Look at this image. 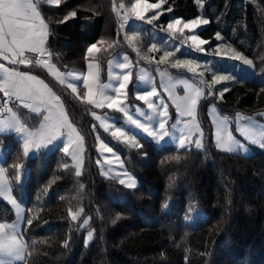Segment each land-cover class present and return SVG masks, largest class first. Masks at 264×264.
Masks as SVG:
<instances>
[{
  "label": "trees",
  "instance_id": "16d2710c",
  "mask_svg": "<svg viewBox=\"0 0 264 264\" xmlns=\"http://www.w3.org/2000/svg\"><path fill=\"white\" fill-rule=\"evenodd\" d=\"M203 3L200 8L195 0H167L163 9L170 7L171 14L183 19H209L198 35L213 40L219 33L228 45L253 59L255 76L236 80L223 98L214 94L200 103L202 151L156 147L147 140L141 141L142 148H131L109 139L125 169L137 179L132 190L99 172L95 135H108L94 126L92 105L77 98L84 96V89L74 94L35 65L27 67L64 102L84 138V164L77 176L60 146L25 157L14 134L0 133L2 167L12 193L23 205L25 217L36 216L31 226L24 221L26 242L35 241V245L29 249L32 255L20 264H264V149H255L247 157L216 150L206 115L211 104L229 117L257 116L264 110V81H260L264 77V0ZM106 5L112 11L113 0L41 5L49 24V62L58 70H86V49L99 38ZM71 11L76 17L61 22ZM169 18L165 13L161 21ZM119 39L116 32L112 47L98 53L101 77L108 60L124 50ZM18 113L30 129L37 128L39 116ZM16 164L23 165L21 183L15 180ZM69 209L83 211L73 221ZM14 217L11 207L0 199V223ZM89 231L93 236L85 243Z\"/></svg>",
  "mask_w": 264,
  "mask_h": 264
},
{
  "label": "snow or ice",
  "instance_id": "6c2138e0",
  "mask_svg": "<svg viewBox=\"0 0 264 264\" xmlns=\"http://www.w3.org/2000/svg\"><path fill=\"white\" fill-rule=\"evenodd\" d=\"M61 0H0V59L7 61L12 67L0 63V93L6 98L2 107L0 115L7 118L0 119V132L6 130H14L23 135V154L25 157L29 155L30 150L40 149L49 144H52L57 138L64 136L66 142L64 143L61 151L65 155H70L75 161L76 175H81L83 167V152H84V138L74 126L69 118V113L65 109L64 102L44 80L39 79L37 76L32 75L29 71L19 70V65L36 64L42 68H47L51 75H53L61 84L66 82L64 74L59 72L54 65L49 63L51 53L48 52L46 44L49 37V24L45 21L42 15L41 5L49 4L59 6ZM167 0H157L156 3H149L148 0H134L130 4L124 3L116 4L113 0L112 11L120 23V28L123 29L125 24L131 17L143 21L145 20L146 13L155 10L154 15L148 18L147 22L152 24L153 21L159 19L163 14V5ZM196 5L200 8L204 7L203 0H195ZM168 12L172 8L167 9ZM76 12H69L61 22H66L68 19L75 18ZM209 19L197 16L193 19L184 20L183 18H172L167 23V31L173 36L177 33L180 36L184 35L185 30L195 33V31L202 26L208 25ZM139 32H132L130 35H125V40L130 47H133L137 55L149 63L154 61V57L148 55L141 56L140 50L135 48ZM218 41L221 40L219 33L215 37ZM190 42V46L198 52H205L203 47L209 44L210 41L202 39L200 35L192 34L185 38L184 43ZM107 41L101 40L100 45L106 44ZM108 47H112L108 44ZM107 51L98 47L97 43H92L86 49L84 59L87 61L86 73H67V76L72 77L74 80L83 81V87L86 92L83 97L77 96L89 105H93L96 109H109L122 113L125 122L134 126L136 129L141 130L146 137L151 138L152 141L157 143L164 141L166 137H170L173 141H178L179 148L185 149L192 143L193 136H199L195 140V147L201 149L204 147L202 143L203 131L200 124L197 122V106L202 99L213 97L212 88L215 85L221 84L224 81L236 80L233 75L218 74L217 70L210 67L209 62L203 63L205 71L212 72L211 82L208 83L204 79L205 71H199L201 63L196 59L176 58L171 62L172 69H185L187 72L192 73L196 82L190 81L186 78H176L168 71L167 68L161 70L159 65L168 64L169 59L175 56L173 51H164L158 61H154L157 65V72L160 76V86L167 92L169 99L175 107L177 120L171 125V130L168 126L169 111L168 106L164 104L161 99L160 104L156 105L152 102L153 97L158 96L155 80L152 76L141 71L138 79L140 82L150 85V90L137 92L135 99L142 101L147 105L151 115L136 108L138 116H146L148 122H141L137 116H134L126 104L128 99V89L132 82L131 63L128 56L123 57L122 63L115 65L120 71L113 73L111 70L113 62L109 61V83L100 82V65L97 62L98 57L94 54L101 51ZM159 51L157 44L153 43L148 48V52ZM176 51H179L177 49ZM231 53V58L237 61L242 60L246 65H252V60L244 58L239 52L232 49L230 46L225 52L224 45H218L214 50V55L224 56ZM111 81H114L111 82ZM183 87V95L177 94V87ZM67 87L71 89L72 93H77V85L75 83H67ZM205 87H207V97L205 96ZM229 89L227 85L219 92L220 98L224 97L225 92ZM264 91V89H262ZM18 101L24 108L31 110L35 113L43 114V121L40 123L39 128L30 129L26 123L17 115V111H13L8 107V102ZM260 115H264L261 113ZM96 120L100 121V126L104 132H111V137L117 141H122L131 148H142L143 145L139 143L136 137L124 130L122 127L116 126L115 122L109 123L106 117H102L93 113ZM185 117L189 119H184ZM243 121V123H241ZM215 125V146L216 148L227 153H238L241 150L248 151V148L240 140H238L230 129V120L227 117L215 116L213 118ZM236 131L250 142L252 145H257L264 149V125L258 124L253 117L241 116L237 113L236 116ZM98 148L97 150L103 155L110 153L115 156L114 148L109 146L108 143L100 140L97 136ZM119 159V157H117ZM179 159V157H174ZM106 164L111 165L112 160L106 159ZM100 164L98 160L96 162ZM123 165H121L122 167ZM68 167L67 164L64 165ZM15 171V180H21V171L23 165H13ZM111 172L102 171V175L107 176ZM118 175L128 176L127 182L120 179L121 185H125L129 189L136 188V181L134 177L128 175L127 172ZM81 188L84 185H80ZM12 189L6 178V169L0 167V195H5L8 201L16 209L17 220L13 223H0V264H16L17 261H24L27 257L32 255L29 250L34 247L35 241L29 245L23 236L21 225L26 220L27 226L33 224L36 216H24L20 205L17 200L11 195ZM47 192V189H45ZM83 209L72 211L69 209L68 215L75 221ZM119 217H117L118 219ZM116 221L114 220L113 223ZM84 225H88L89 221L84 220ZM93 233L91 231L87 234V240H91ZM68 246L67 242L64 244Z\"/></svg>",
  "mask_w": 264,
  "mask_h": 264
},
{
  "label": "rangeland",
  "instance_id": "374dc122",
  "mask_svg": "<svg viewBox=\"0 0 264 264\" xmlns=\"http://www.w3.org/2000/svg\"><path fill=\"white\" fill-rule=\"evenodd\" d=\"M131 2H134V0H131V1H129L127 3H124V4L128 5ZM154 12H155V10L146 13L145 20H143V21L137 20V19H135V17H131L127 21V23L125 24V27L123 29H121L120 28V23L121 22L118 20V18L116 16V13H114L113 11H110L108 5H106L104 13H103L101 31H100V34H99V38L95 42V43H97L98 47H101L102 49H104V48L108 47V44L113 43V41L115 40L116 32L120 33V39H119V43L120 44L119 45L124 50L123 51H119V53H117L115 56L111 57L108 60L107 66H106V70H105V75H103L101 77V74H100V82L101 83H109L110 82L109 76H108L109 61L113 62V67H112L111 70L113 71V73H116V72H119L120 70L118 68H116L115 65L117 63L124 62L123 61V57L125 55L128 56L129 61L131 63L132 82L129 85L128 99L126 101V104L129 107L130 112L134 116H137V118H139L141 120V122H148V121H147L146 116H144V117L138 116V114L136 113V108H140L141 111L147 113L148 115H151V112L147 108V105L144 104L142 101H138V100L135 99V96H136L137 92H143V91H146V90H150V85H148L146 83H143V82H140L139 79H138V77L141 74L142 70H143V72H145L148 75L152 76L154 78V80H155L158 96L157 97H153L152 98V102L154 104H156V105H159L160 104V100L162 99L164 101V104H166L168 106L169 117H170V119L168 121V126H169L170 130H171V125L174 124L176 122V120H177V114H176L175 107L172 104V101L169 99L167 92H165L164 89L160 86V76H159V74L157 72V65L154 62V61H158L160 59V56H162L163 52L166 51V50L175 52V56L169 59V63L168 64L159 65V68L161 70L167 68L168 71L173 75V77H176V78H186V79H189L190 81L196 82L194 80L193 74L187 72V70H185V69L177 70V69H172L170 67L171 62H173L174 59H176V58L196 59L202 65L201 68L198 69V72L199 71H205L204 68H203V63L205 61H207V62H209L210 67H212V68L217 70L218 74L233 75V76L236 77V80H238V79H249V78H253L255 76V65H254L253 59L243 55L242 53H240L236 49H235V51L239 52L244 58L252 60V62H253L252 65H246V64L243 63L242 60L237 61V60L232 59L231 58V53H227V55H224V56H216V55L213 54L214 50L216 49V47L218 45H224L225 46V52H227V48L230 46V45H228L225 42V40L223 39V37L221 35H220L221 36V40H219V41L215 38L216 36L214 37L213 40H208V41H210V43L203 46L205 48V50H206L205 52L196 51L193 47L190 46V42L184 43V40H185V38L187 36L192 35V34H197L198 35L199 31L201 29H203L206 25L202 26L199 29H197L195 31V33L189 32L188 30H185L183 36H180L179 33H177L175 36H173L170 32L167 31V23L172 18H181V17H178V16H176L174 14H171V12H168L167 10L163 9V14L166 13V14L170 15L169 20L166 23H163L161 21V17L163 15L162 14V15H160L158 20L153 21L152 24H149L147 22V20L152 15H154ZM202 18H204V17H202ZM116 20H117V22H116ZM184 20L186 21L188 19H184ZM117 23H119L118 30H116L117 29ZM134 31L140 33V36L138 37L137 42H135L134 47L138 48L140 50L141 56L146 54V55H148L150 57H154V61L153 62L149 63L148 61H146L144 59H141L137 55V52L134 50V48L130 47L128 42L125 40V35L126 34L130 35ZM101 40L107 41V43L104 44V45H100L99 42ZM153 43L157 44V47H158L159 51L148 52V48ZM231 48L234 49L233 47H231ZM177 49H179V51H176ZM94 55L98 57V53L94 54ZM69 72L82 73V72H79L77 70H70V71L63 72V74H65L64 76H65L66 82L64 84L66 85V87H67V83H75L77 85V89L78 90L81 87L84 89L82 79L81 80H74L72 77L67 76V73H69ZM86 72H87V61H86V70L83 73H86ZM211 78H212V72L205 71V75H204L205 81L210 83L211 82ZM236 80L224 81L221 84L215 85L212 88L213 94L219 95V92L223 89V87L225 85H227V87L229 89L231 87V85ZM260 81H264V77ZM111 82L114 83V81H111ZM68 89L71 91L70 88H68ZM176 91H177L178 95L182 96L184 94L182 86H178ZM207 91H208V89H207V87H205V96L206 97H207ZM85 92H86V89H84V94H85ZM74 94H77V93H74ZM209 98L210 97H207L206 99H202L201 102H203V101H205V100H207ZM199 106H200V104L197 106V112H198ZM92 107H93V110L91 112V116H92V118L94 120V126L99 131L103 132L102 134L108 135L107 138H105L103 135H100L99 133H96L95 137H96L97 148H98L97 136L100 137V140H102V141H104V142H106L108 144H109V139H112V141H114V142L117 141V140H115V139H113L111 137V132H107V133L104 132L103 128L100 126V121L95 119V117L93 116V113H95L96 115L102 116V117H106L109 123L115 122L116 126L122 127L124 130H126L130 134L134 135L136 137V139L139 141L140 144L142 143L141 142L142 140H147V141L152 142L156 147L170 145V146H172L173 148H175L177 150L194 149V150H197V151H202L203 148H204L203 147L201 149H197L195 147V140L197 138H200L199 136H193L192 137V143L189 144L185 149L179 148L178 141H173L170 137H166L164 141H161V142L157 143L156 141H152L151 138L146 137V134H144L141 130L136 129L134 126L128 125L125 122V118L123 117L122 113L116 112L114 110H109V109H106V108L105 109H96L93 105H92ZM261 113H264V110L261 111L257 116H245V115H241L240 113L239 114L241 116H245V117H253L258 122V124L264 125V115H260ZM206 115H207L208 120H209V122L211 124L212 138H213L214 146H215V125L213 123V118L215 116L219 115V116H222V117H227L230 120V122H231L230 123V129L232 131V134L238 140H240L243 144H245L247 146V148H248L247 152H244L243 150H241L240 152L233 153V154H240L242 156L247 157V156L252 155L254 153L255 149H261L259 146L252 145L250 142L244 140V138L236 131V116H237V114H235L232 117L223 115L217 110L215 105L211 104V105H208L207 108H206ZM38 116L39 117L41 116V120L43 121V114L38 113ZM5 118H7V117H5ZM0 119H4V118L2 117ZM184 119H189V118L185 117ZM196 119H197V114H196ZM41 120L39 121V125L42 122ZM197 122H198V119H197ZM241 123H243V121ZM37 128H39V127H37ZM0 133H4V132H0ZM12 133L13 132H9L8 134H12ZM8 134H5V135H8ZM13 134L15 136L16 135L19 136V134L17 132H15ZM59 138L63 139L66 142V138L64 136H61ZM17 139L19 140V142L21 144V142H22L21 139H23V135H22V138L19 139L17 137ZM201 139H202V143L204 145L203 137ZM63 145H62V147H63ZM21 146H22V144H21ZM57 146H58V143H56L53 146H52V144H50V145L45 146V148H43L42 150L50 151L49 149L53 150ZM109 146L113 147L110 144H109ZM62 147H61V149H62ZM215 148H216V146H215ZM216 150H218V151H220L222 153H227V152L222 151V150H220L218 148H216ZM97 152H98V157H97L96 162L99 160L100 164H97V163L96 164L98 165L100 174L102 173V171L106 172V171L109 170V168H111V172H109V175L104 176V175L101 174L103 177L110 178V179L116 180L118 182H119L120 179H124L127 182L128 176L118 175L120 173L127 172L129 176L135 178V176L133 174H131L130 172H128L125 169L122 157H121L120 152L118 151V149L115 150V148H114L115 156L110 154V153H104L103 155H101V153L98 150H97ZM32 155H35V154H32ZM66 156L70 159L69 166L73 167L74 172L76 174L75 161L72 159V157L70 155H66ZM117 157H119V159H117ZM3 158H4V155H3L2 151L0 150V167H2ZM106 159L112 160V164L111 165L106 164L104 162ZM121 165H123V166L121 167ZM24 179H25V173H23V175L21 176L20 183ZM135 181H136V185H138V182H137L136 178H135ZM123 186L126 187L127 189H129L126 186V184L123 185ZM130 190H132V189H130ZM11 195L13 196V198H15L17 200V203L20 205V208H21V210L23 211V214H24L25 209H24L23 205L18 201V199L13 195L12 192H11ZM0 199L2 201H4L5 203H7L11 207L13 212H14V216H15L14 220L9 222V223L15 222L17 220L16 209L8 201V199L6 198L5 195H0ZM21 228L23 230V236H24V239L26 241V237H25V233H24V228H25L24 222L21 225ZM22 262L23 261H17L16 264H20Z\"/></svg>",
  "mask_w": 264,
  "mask_h": 264
},
{
  "label": "crops",
  "instance_id": "0c3cea01",
  "mask_svg": "<svg viewBox=\"0 0 264 264\" xmlns=\"http://www.w3.org/2000/svg\"><path fill=\"white\" fill-rule=\"evenodd\" d=\"M112 44V43H111ZM0 63H4L6 66H9V67H12V65H9L8 64V62L7 61H4V60H2V59H0ZM50 63V62H49ZM32 65H35L36 67H38V68H40L41 70H43L44 72H46L53 80H55L57 83H59V84H61L60 82H59V80H57L53 75H51V73L49 72V70L47 69V68H42L41 66H39V65H36V64H32ZM53 65V64H52ZM29 66V65H28ZM27 66V67H28ZM19 67V70H21V71H29L32 75H35L34 73H32L30 70H28L27 69V67H25L24 65H19L18 66ZM56 68V67H55ZM57 69V68H56ZM58 70V69H57ZM59 72H61L60 70H58ZM62 74H63V72H61ZM65 75V74H64ZM35 76H37V75H35ZM38 77V76H37ZM39 79H41L40 77H38ZM42 80V79H41ZM61 85H64V86H66L65 84H61ZM5 97L3 96V93H0V102L4 99ZM13 111H15V110H13ZM31 113L32 114H34V115H36V116H38V113H35V112H32L31 111ZM17 115L19 116V113L17 112ZM6 116H4L3 118H5ZM0 118H2V117H0ZM40 120H41V116H40ZM42 121V120H41ZM37 127H39V124H38V126ZM36 129V128H35ZM34 130V129H33ZM9 132H13V133H15V131L14 130H6L4 133H1V134H8ZM12 133V134H13ZM19 134V136L18 135H16L19 139L20 138H22V134L21 133H18ZM15 136V137H16ZM16 137V138H17ZM22 140V142H21V144H22V148H23V139H21ZM20 140V141H21ZM56 143H58V146H60V147H62V145L65 143V141L63 140V139H61V138H57V140L56 141H54L53 143H52V146L53 145H55ZM50 145V144H49ZM43 148H45V147H41L40 149H38V150H36V149H32V150H30V155H28L27 157H33V156H35L36 154H38L40 151H48V150H42ZM53 149V148H52ZM49 150H51V149H49ZM32 154H35V155H32Z\"/></svg>",
  "mask_w": 264,
  "mask_h": 264
},
{
  "label": "built area",
  "instance_id": "2783aa9c",
  "mask_svg": "<svg viewBox=\"0 0 264 264\" xmlns=\"http://www.w3.org/2000/svg\"><path fill=\"white\" fill-rule=\"evenodd\" d=\"M5 100H6V98L3 100L2 103H0V112H2V107L5 103ZM7 106L12 108V109L18 110V111H24V112L30 111L29 109L24 108L22 104H19V102L15 101V100L8 102ZM1 116H4V115H0V117Z\"/></svg>",
  "mask_w": 264,
  "mask_h": 264
}]
</instances>
